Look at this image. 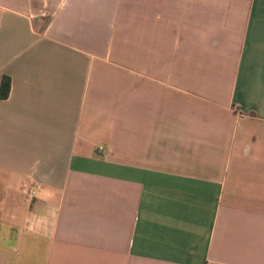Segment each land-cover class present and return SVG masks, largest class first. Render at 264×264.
Instances as JSON below:
<instances>
[{"label":"crops","instance_id":"0c3cea01","mask_svg":"<svg viewBox=\"0 0 264 264\" xmlns=\"http://www.w3.org/2000/svg\"><path fill=\"white\" fill-rule=\"evenodd\" d=\"M3 76L0 264H264V0H0Z\"/></svg>","mask_w":264,"mask_h":264},{"label":"trees","instance_id":"16d2710c","mask_svg":"<svg viewBox=\"0 0 264 264\" xmlns=\"http://www.w3.org/2000/svg\"><path fill=\"white\" fill-rule=\"evenodd\" d=\"M7 84V86L4 88V92L2 91L3 90V85L4 84ZM8 86H9V78L7 76H3L1 78V81H0V96H5L6 93H7V90H8Z\"/></svg>","mask_w":264,"mask_h":264},{"label":"built area","instance_id":"2783aa9c","mask_svg":"<svg viewBox=\"0 0 264 264\" xmlns=\"http://www.w3.org/2000/svg\"><path fill=\"white\" fill-rule=\"evenodd\" d=\"M33 194H34V189H33V187H28L25 191H24V195H25V199L27 200V199H29V198H31L32 196H33Z\"/></svg>","mask_w":264,"mask_h":264}]
</instances>
